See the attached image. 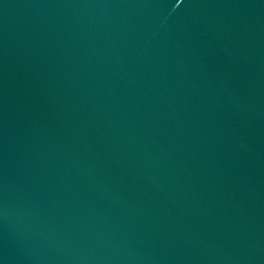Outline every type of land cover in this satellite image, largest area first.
Instances as JSON below:
<instances>
[{
	"label": "water",
	"instance_id": "95a60500",
	"mask_svg": "<svg viewBox=\"0 0 264 264\" xmlns=\"http://www.w3.org/2000/svg\"><path fill=\"white\" fill-rule=\"evenodd\" d=\"M0 264H264V0H0Z\"/></svg>",
	"mask_w": 264,
	"mask_h": 264
}]
</instances>
